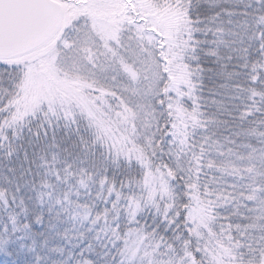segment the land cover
Returning <instances> with one entry per match:
<instances>
[{"label": "snow or ice", "instance_id": "obj_1", "mask_svg": "<svg viewBox=\"0 0 264 264\" xmlns=\"http://www.w3.org/2000/svg\"><path fill=\"white\" fill-rule=\"evenodd\" d=\"M0 264H264V0H0Z\"/></svg>", "mask_w": 264, "mask_h": 264}]
</instances>
